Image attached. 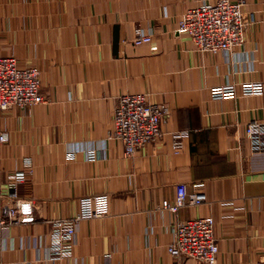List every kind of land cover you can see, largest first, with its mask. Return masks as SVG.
I'll return each instance as SVG.
<instances>
[{
  "label": "crops",
  "instance_id": "1",
  "mask_svg": "<svg viewBox=\"0 0 264 264\" xmlns=\"http://www.w3.org/2000/svg\"><path fill=\"white\" fill-rule=\"evenodd\" d=\"M202 1L0 0V53L38 66L47 99L0 110V202L12 174L26 170L17 188L37 216L3 233L0 264H206L167 247L178 220L202 215L215 218L217 264L264 257V151L246 134L250 120L264 119V92L210 95L227 82H264V0H247L256 21L229 52L200 50L178 32L182 13ZM137 26L150 42L136 39ZM127 92L171 107L164 135L134 156L110 137L117 98ZM177 130L189 134L175 153ZM86 149L98 157L89 160ZM197 181L205 203L176 213L162 207L179 183L192 190ZM94 193L109 194L110 213L79 223L74 257L47 259L50 220L74 215L80 197Z\"/></svg>",
  "mask_w": 264,
  "mask_h": 264
},
{
  "label": "built area",
  "instance_id": "2",
  "mask_svg": "<svg viewBox=\"0 0 264 264\" xmlns=\"http://www.w3.org/2000/svg\"><path fill=\"white\" fill-rule=\"evenodd\" d=\"M247 0H204L188 7L181 15L179 33H187L200 50L229 52L241 45L246 31L256 21V12L248 10ZM137 40L150 42L152 34L142 26L135 28ZM264 92L261 80L227 82L212 86L210 95L214 99L237 98L240 95H258ZM47 101L41 89V69L32 64H21L14 54L0 53V110L26 107ZM171 113V107L161 102H152L145 92H127L117 98L110 137L124 143L126 156L135 153L148 142L156 141L164 135L162 123ZM188 130L172 132V148L181 151ZM246 134L254 151H264V119L250 120L246 124ZM7 135L0 131V141ZM89 160H95L98 152L86 149ZM75 157V152H70ZM27 175L26 170H16L9 183V192L0 202V243L3 233L13 225L34 222L37 218L35 202L20 196L18 184ZM2 186L0 182V198ZM80 209L69 217L50 220L47 234L46 257L49 260L70 259L77 243L79 223L84 219L103 217L110 213L108 193L85 194L80 197ZM207 201L205 182L197 181L188 190L185 183H179L174 200H164L162 207L178 212L187 205H200ZM215 218L202 215L180 219L174 226L173 238L168 244L169 252L176 257L186 256L206 264H217L219 243L215 234ZM111 257V253L106 254ZM242 264V263H236ZM255 264H264V257Z\"/></svg>",
  "mask_w": 264,
  "mask_h": 264
},
{
  "label": "rangeland",
  "instance_id": "3",
  "mask_svg": "<svg viewBox=\"0 0 264 264\" xmlns=\"http://www.w3.org/2000/svg\"><path fill=\"white\" fill-rule=\"evenodd\" d=\"M248 10H246V12H247ZM256 12V11H255Z\"/></svg>",
  "mask_w": 264,
  "mask_h": 264
},
{
  "label": "bare ground",
  "instance_id": "4",
  "mask_svg": "<svg viewBox=\"0 0 264 264\" xmlns=\"http://www.w3.org/2000/svg\"><path fill=\"white\" fill-rule=\"evenodd\" d=\"M84 220H86V219H84Z\"/></svg>",
  "mask_w": 264,
  "mask_h": 264
}]
</instances>
